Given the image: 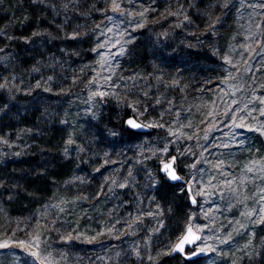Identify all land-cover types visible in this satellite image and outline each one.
Segmentation results:
<instances>
[{"label":"rangeland","instance_id":"1","mask_svg":"<svg viewBox=\"0 0 264 264\" xmlns=\"http://www.w3.org/2000/svg\"><path fill=\"white\" fill-rule=\"evenodd\" d=\"M30 1L22 56L0 25V264H167L188 226L189 264H264V0Z\"/></svg>","mask_w":264,"mask_h":264},{"label":"trees","instance_id":"2","mask_svg":"<svg viewBox=\"0 0 264 264\" xmlns=\"http://www.w3.org/2000/svg\"><path fill=\"white\" fill-rule=\"evenodd\" d=\"M38 6V4H36ZM37 8V7H36ZM9 25L8 29L6 30L7 36L5 37V41L7 42L11 48L22 50L19 56H22L24 54V43L26 42V39H24L27 33V31H30L33 27V24L38 23V13L35 12L33 3H31L30 0H0V25L4 24ZM23 38V39H21ZM131 109L123 111V113L119 116H117L116 123L119 124L122 131L127 132L131 135H137L136 132H132L128 130V128L125 125V120L129 116H132ZM28 111L23 115V118L27 120ZM2 120H0V128L2 127ZM63 127L52 125L48 129L45 130V133L41 135L39 138H36L34 140V144L36 145V148L38 150H33L36 156H34V159L39 158V154H41L42 150L44 148L46 149H56L58 150L60 143L63 142ZM59 134L61 136H59ZM148 134H151L148 133ZM145 134V135H148ZM57 154L52 155V171L55 172L54 174H60L61 169L63 168V165H61V157ZM63 160V158H62ZM159 162V161H158ZM158 162H156V166L158 167ZM27 162H24V165L26 166ZM30 170H32V165H28ZM159 168V167H158ZM8 172V171H7ZM165 181H167L164 178ZM24 183H27V177L24 179ZM171 186V184H170ZM185 193L187 195L188 201H189V193L186 190L185 187ZM176 258V264H189V262L198 260L200 258H196L194 260H185L181 256H170V253L165 257V262L167 264H172V260Z\"/></svg>","mask_w":264,"mask_h":264},{"label":"water","instance_id":"3","mask_svg":"<svg viewBox=\"0 0 264 264\" xmlns=\"http://www.w3.org/2000/svg\"><path fill=\"white\" fill-rule=\"evenodd\" d=\"M134 121L135 124L140 125V127H133L131 126L128 121ZM125 125L128 128V130L132 131V132H136V133H140V134H148L150 132H152V128L143 124L142 122H140L139 120H137L135 117L133 116H129L128 118H126L125 120ZM175 157H168L166 160L164 161H159L158 162V167H159V174L161 176H163L167 182L171 185H176V184H186V180L180 175V173L178 172V170L175 167V163H176V159H173ZM168 164L170 170L174 171V174L179 177V179L173 180L169 177L168 172L165 170L164 165ZM186 190L189 193V202L192 206L196 205V201L194 200L193 196L191 195L190 192V187L186 186ZM189 229H191V232L189 233ZM187 238L185 243L183 244V252L181 251H173V249L176 247V245H178L182 239ZM201 239V235L196 232L191 226H188L186 228V230L184 231V233L182 234V236L177 240V242L174 244L171 252H170V256H181L183 257L185 260H194L196 258H201V254L199 251L194 250L195 246L198 244V242ZM193 253H197L196 255H192ZM205 254V253H204Z\"/></svg>","mask_w":264,"mask_h":264},{"label":"snow or ice","instance_id":"4","mask_svg":"<svg viewBox=\"0 0 264 264\" xmlns=\"http://www.w3.org/2000/svg\"><path fill=\"white\" fill-rule=\"evenodd\" d=\"M128 123L131 125V126H133V127H140V125H138V124H135V122L134 121H128ZM173 159H175V158H173ZM164 168H165V170L168 172V175H169V177L171 178V179H173V180H176V179H179V177H177L175 174H174V171H172V170H170V168H169V165L168 164H165L164 165ZM191 232V229H189V233ZM186 237L184 238V239H182L181 240V242L178 244V245H176V247L173 249V251H181V252H183V244L185 243V241H186ZM0 246H2V245H0ZM197 253H193L192 255H196ZM33 255H35V253H33Z\"/></svg>","mask_w":264,"mask_h":264}]
</instances>
